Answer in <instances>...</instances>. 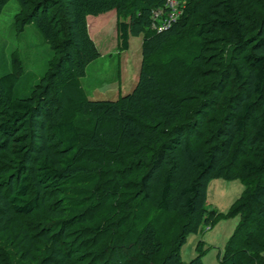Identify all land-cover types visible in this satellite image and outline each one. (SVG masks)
<instances>
[{"label": "trees", "instance_id": "obj_1", "mask_svg": "<svg viewBox=\"0 0 264 264\" xmlns=\"http://www.w3.org/2000/svg\"><path fill=\"white\" fill-rule=\"evenodd\" d=\"M8 0H0V12ZM52 55L26 96L0 75V264H202L180 248L216 216L210 179H242L218 264H264V0H16ZM114 10L119 49L141 35L133 87L84 97L99 56L86 16Z\"/></svg>", "mask_w": 264, "mask_h": 264}, {"label": "rangeland", "instance_id": "obj_2", "mask_svg": "<svg viewBox=\"0 0 264 264\" xmlns=\"http://www.w3.org/2000/svg\"><path fill=\"white\" fill-rule=\"evenodd\" d=\"M18 9L16 0H8L0 12V75L9 70L14 60L21 74L13 93L22 97L42 75L52 51L31 23L22 28L16 26L14 15ZM117 20L113 9L86 19L87 33L99 52V56L86 65L85 74L78 78L86 99L114 100L127 93L136 81L141 35L129 37L127 49H119ZM244 185L240 178L209 180L206 207L217 217L208 222V229L201 224L196 232L186 236L179 251L181 261L188 262L199 254L202 264H218V256L238 221V214L231 213V205L242 194Z\"/></svg>", "mask_w": 264, "mask_h": 264}, {"label": "built area", "instance_id": "obj_3", "mask_svg": "<svg viewBox=\"0 0 264 264\" xmlns=\"http://www.w3.org/2000/svg\"><path fill=\"white\" fill-rule=\"evenodd\" d=\"M182 3V0H165L162 5L152 8L150 11V28L155 32L167 29L180 13ZM260 255L264 260V251Z\"/></svg>", "mask_w": 264, "mask_h": 264}, {"label": "crops", "instance_id": "obj_4", "mask_svg": "<svg viewBox=\"0 0 264 264\" xmlns=\"http://www.w3.org/2000/svg\"><path fill=\"white\" fill-rule=\"evenodd\" d=\"M97 15H98V14H97ZM87 16H88V15H87ZM87 16H86V19H87L88 17L90 18L92 15H91V16H88V17H87ZM95 16H96V15H95ZM134 82H135V81H134ZM133 85H134V84H133ZM133 85H132V87H133ZM132 87H131V88H132Z\"/></svg>", "mask_w": 264, "mask_h": 264}]
</instances>
